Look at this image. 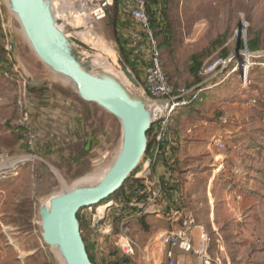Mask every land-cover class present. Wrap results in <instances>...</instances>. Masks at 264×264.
<instances>
[{
	"label": "rangeland",
	"instance_id": "374dc122",
	"mask_svg": "<svg viewBox=\"0 0 264 264\" xmlns=\"http://www.w3.org/2000/svg\"><path fill=\"white\" fill-rule=\"evenodd\" d=\"M75 1L59 0V5L67 12ZM0 9L4 46L14 45V58L18 56L23 64V69H19L25 77L34 80L35 85L30 87L43 89L51 101L47 103L44 125L48 130L43 137L35 126L41 115L37 110L33 114L31 109L30 125L38 143L42 145L43 142V145L38 150L14 153V140L4 133L14 121V85L7 80V84L11 83L5 86L10 92L7 94L10 114L5 123L1 117L4 107L0 109V264H62L54 249L44 243L41 207L53 196L97 183L120 152L121 124L97 105L84 102L70 83L46 67L33 54L18 19L4 0H0ZM167 17L171 36L169 44L163 46V68L170 82L177 87H196V78L190 73L194 56H200L205 67L221 57L234 58L236 63L242 57H249L248 71L242 74L247 85L241 79L243 70L233 73L232 64L225 66L221 61V66L206 77H213V80L202 98L211 105L208 93L223 94V102L215 100L212 110L218 112L220 109L227 124L240 123L242 130L251 137L260 129L264 132V0H168ZM116 21V13L112 10L107 19L93 28L69 21L68 24L73 29L72 35H93L121 56L116 42ZM161 41H165L162 36ZM252 43L255 52L244 49V45ZM130 69L142 84L141 73L137 75ZM210 114L213 116L212 112ZM79 132L81 140L77 139ZM256 137L260 139L261 136ZM194 147H188V152L194 151ZM242 154V157L231 154L236 162L244 158L236 174H240L242 167L243 170L257 167L264 173V154L259 156V161L250 148ZM251 175L250 178L237 175L233 181L232 175L227 174L225 180L215 185V192H230L218 204L217 215L222 220V242L232 264H264V187L257 197L240 205L233 189L235 183L243 185L245 181L243 188L258 190ZM94 214L95 207L80 212L85 221L81 224L83 237L96 249L116 252L109 239L92 231ZM150 228L148 223L139 221L134 226V234L146 241L154 234ZM139 232L146 235H139ZM213 245L217 247L215 242ZM129 264L140 263L132 261Z\"/></svg>",
	"mask_w": 264,
	"mask_h": 264
},
{
	"label": "built area",
	"instance_id": "2783aa9c",
	"mask_svg": "<svg viewBox=\"0 0 264 264\" xmlns=\"http://www.w3.org/2000/svg\"><path fill=\"white\" fill-rule=\"evenodd\" d=\"M4 1L8 4V0ZM117 1L77 0L72 8H67L66 16L71 24L93 28L106 19L109 10L116 5ZM121 1L122 15L130 21V28L124 33L127 47L132 56L139 61L142 89L150 101L149 110L153 119V127L149 136L151 146L124 189L126 192L114 198L112 200L114 205L108 210L102 213L96 211L91 219V229L95 234L109 239L112 248L131 262L140 264H232L220 241L216 252H213L212 241L206 228L198 221L192 210L183 206V195L179 189L180 183L174 174V167L163 166L161 160L165 141L168 139L170 145L174 144V136L169 133L172 117L201 101V95L207 92L213 78L207 79L206 77L218 69L223 62L225 66L232 64L230 68L233 69L231 71L233 73L242 71L243 63L245 60L249 63L250 58L242 57L237 63V60L231 57L220 58L219 61L212 62L202 69L205 85L201 83L191 89L176 90L169 82L163 68V54L160 50V41L151 25L148 0ZM72 9L74 12L71 11ZM5 50L11 54L14 51V45L8 43ZM0 73L5 78L11 79L10 73L1 70V67ZM13 73L17 74L15 77L18 84L16 104L21 114L18 125L24 129L23 137L28 150L34 151L37 137L30 125L32 113L29 98L32 79L25 77L16 65ZM241 79L247 85V80L243 75ZM211 143L219 150L225 149V143L221 137L214 136ZM176 187L179 189L177 190L178 208L168 209L165 197L168 193H176ZM131 195H133L132 198L127 200L126 197ZM147 216L163 219L173 227L165 231L154 232L150 239L142 241L134 234V226ZM139 235L142 233L139 232ZM97 254L100 259H105L109 252L98 248Z\"/></svg>",
	"mask_w": 264,
	"mask_h": 264
},
{
	"label": "water",
	"instance_id": "95a60500",
	"mask_svg": "<svg viewBox=\"0 0 264 264\" xmlns=\"http://www.w3.org/2000/svg\"><path fill=\"white\" fill-rule=\"evenodd\" d=\"M58 2L8 0L7 5L37 58L53 73L68 80L84 102L97 105L121 124L122 146L103 178L94 185L53 196L50 205H43L40 210L44 243L58 250L62 264H94L78 216L83 210L122 194L149 151L153 119L142 85L120 55L116 53L119 70L135 92L140 88L144 98L133 95L117 78L94 73L81 61L76 46L84 44L65 32L68 18Z\"/></svg>",
	"mask_w": 264,
	"mask_h": 264
},
{
	"label": "crops",
	"instance_id": "0c3cea01",
	"mask_svg": "<svg viewBox=\"0 0 264 264\" xmlns=\"http://www.w3.org/2000/svg\"><path fill=\"white\" fill-rule=\"evenodd\" d=\"M15 59L17 62L16 66L23 69V64L19 57L16 56ZM10 85L11 83L7 84V80L0 76V87H2L0 88V109L4 107L1 116L4 123L9 116L7 114H10V109H7V94H10V92L7 89L5 90V86L7 87ZM13 85L14 95L12 96H14V121L18 122L21 117V114L16 110L15 104L18 89H16L15 84ZM31 85H35L33 79ZM211 94L212 96L209 98L212 100L211 105H207V101H204L200 107L197 106L198 108L194 110V115L191 112L186 111L181 117L179 116V120L172 128L171 134L174 136L177 143L176 167L174 169V174L180 183V188L179 186L178 188L183 195V206L195 213L198 221L204 225L209 233L212 246H214V242L218 244L220 241L223 244V237L221 234V229L223 227L222 220L218 219L217 215L218 204H220L222 200H224L223 198H226L230 193L222 191L215 192V185L218 182L225 180L227 174H231V180L234 181L235 177L237 178V175H239L238 178L242 176L247 178L254 173L256 176L252 177L253 175H251V177L254 179V186L259 188L258 190L254 189V187L243 188L242 186L246 184L245 181L243 182V185L235 183L233 189L235 191L234 194L236 195V202L239 205L258 196L260 193L259 190L264 187V173H262L257 167L254 169L248 167L246 170H243L244 167H242L239 171L240 174H236L239 165L240 167L243 165L242 162L244 158L242 161L239 158L240 161L237 160L236 162V160H232L231 154H237L242 157V153L245 152L247 148H250L252 152L256 153L257 160L259 161V156L264 154V132L260 129L254 137H251L252 135L246 134L242 130L240 123L237 124L231 122L227 124L224 119V113H222L220 109L218 112L214 109L212 110V107L216 103L214 102L215 100H219L220 103L223 102L221 101L223 100V94L216 92H212ZM29 98L30 103H32V113L34 114L37 110V113L41 115L37 119L35 126L38 129L40 136L43 137L45 131L48 130V126L46 125L45 127L44 125V117H46L45 114L48 113L49 107L47 103H51V101H49V96L44 93H39L36 96L29 93ZM236 102H239L238 99ZM201 108L205 109L202 110ZM211 112L213 113V116H211ZM55 115H57V113H55ZM236 126H239V128ZM4 133L7 138L14 140V151L19 150L21 142L18 140L17 136L15 134L13 136L7 127L5 128ZM214 136L223 139L225 143L224 150H219L211 143ZM256 136L261 137L259 139ZM81 137L82 136L79 132V136L76 138L81 140ZM69 139L71 140V138ZM230 141H233L234 143L231 144ZM41 143L43 145V142ZM190 146H195L194 151L188 152V147ZM202 150L203 152H201ZM239 180L240 179H238V181ZM178 188L176 187V193H168L165 197L168 209L178 208ZM141 221L148 223L151 227L150 230H153L152 232L165 231L173 227L163 219H158L154 216H147ZM141 233L146 235L143 232ZM215 250L216 247H213V252H216Z\"/></svg>",
	"mask_w": 264,
	"mask_h": 264
},
{
	"label": "trees",
	"instance_id": "16d2710c",
	"mask_svg": "<svg viewBox=\"0 0 264 264\" xmlns=\"http://www.w3.org/2000/svg\"><path fill=\"white\" fill-rule=\"evenodd\" d=\"M167 3H168V0H148L149 13H150V17H151V25L155 31L156 36L158 37V39L160 41V50H161L162 54H163V46L169 44L168 40L171 36L170 35V26H169L168 17H167ZM112 10H114V12L116 13V16H117V21L115 23V26H116V31H117L116 42L118 44L119 52H120L122 58L124 59V61L127 63V65L129 67H131L137 73V75H140V73H139L140 67H139L138 59L134 58L132 56V54L130 53V51L128 50L127 41H126V38L124 36V32L122 34H119V32L121 33V31H126L127 29L130 28V21H127L125 19V17L122 15V1L118 0L116 5L109 10L106 19L109 17ZM161 36L165 39L164 43H162V41H161ZM4 39H5V35L3 33V29H2L1 23H0V67H1V70L7 71L10 73L11 79L5 78L4 75L1 73H0V76L4 79L10 81L11 83L15 84L16 89H18V84H17L16 79H15L17 74L13 73V68L17 64L16 59L14 58L15 49L11 54L8 53L5 50V46L3 44ZM243 47L245 50H248L250 52L256 51L255 44H253V43L248 44V46L244 45ZM225 56H227V55H225ZM221 58L225 59L226 57H221ZM203 68H204V66L202 65V61H200V56H194L192 58V63L190 65V73L192 76H194V78H196V83H197L196 86L200 85L205 80V77L202 75V69ZM167 77H168V75H167ZM168 80L170 82L169 78H168ZM173 86L176 88V90H179L182 88L188 89L186 87H179V86L177 87L175 85H173ZM42 90L43 89H41L39 87H29V93H32V95H34V96H36L39 93H44V92H42ZM208 96L210 98L212 96V94L208 93ZM203 102L204 101H203V98L201 95V101L200 102H198L197 104L193 105L192 107L184 109V110L180 111L178 114L174 115L172 117L171 124L169 127V133H172L171 130L176 125V123L178 122L179 116L181 117L182 114H185L186 111H189V112L194 111L196 108L200 107ZM15 104H16V102H15ZM16 110L20 113V111L18 110L17 104H16ZM7 128L10 130L11 134L13 136L15 134L17 136L18 140L21 142V147L19 148V150H15L14 153H22L23 151H28V146H27L25 139L23 137L24 129L18 125V122L17 121H11L8 124ZM150 134L151 133H149V136H150ZM173 143H174L173 145H170L171 143L168 139L165 141L164 153L162 155L161 163L165 167H170V168L174 167V169H175V167H176V151H177L175 138H174ZM41 146L42 145L40 143H38V141H37L35 150H38V148H40ZM132 196L133 195L127 196L126 199L130 200L132 198ZM110 201H112V199L106 201L105 203H103V205L109 203ZM78 218H79L81 224H82V222L83 223L85 222L84 220H82L83 218L80 216V214H79ZM142 220H144V219H142ZM84 240H85V243L87 245V249H88V252L90 254L91 260L94 264H129L131 262L128 258L122 256L118 252H111V253L109 252V254L107 255V257L105 259H100L98 257L97 249H96L95 245L94 244L90 245L85 238H84ZM98 258H99V260H98Z\"/></svg>",
	"mask_w": 264,
	"mask_h": 264
},
{
	"label": "bare ground",
	"instance_id": "6f19581e",
	"mask_svg": "<svg viewBox=\"0 0 264 264\" xmlns=\"http://www.w3.org/2000/svg\"><path fill=\"white\" fill-rule=\"evenodd\" d=\"M64 28H65V32L68 35L72 36L73 38L77 39L78 41L84 44L83 47L81 46L79 47L76 46V47L78 48L81 61L84 63H87L89 68L92 69L94 73L99 74V75H108V76L115 77L118 80H120L125 85V87L128 89V91L131 92L133 95L137 94L138 97L144 98L142 92H140V88L137 90V92H135L134 89L128 84V82L126 81V78L124 77V75L118 68L116 52L110 50L108 45L103 40L93 35L87 36V34L77 35V36L72 35L74 34V32H73V29L71 28V25H69L68 22H65ZM240 33L242 34L243 31H241ZM245 62L242 65L243 72L248 71V66L251 63V62L247 63L246 60ZM65 81L70 83L66 79ZM106 172L107 171L102 172L103 175L99 177L100 179L97 182H99L103 178ZM88 182H91V181H87V183ZM45 205L47 206L50 205V199ZM102 205L95 207V211H100L102 213L105 210H108L109 207L113 206L114 203L111 201L107 204H104V206ZM88 209H91V208H88ZM54 251H55V254H57L60 259L58 250L54 248Z\"/></svg>",
	"mask_w": 264,
	"mask_h": 264
}]
</instances>
